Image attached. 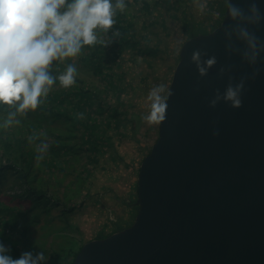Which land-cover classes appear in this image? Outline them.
Segmentation results:
<instances>
[{
    "label": "water",
    "instance_id": "obj_1",
    "mask_svg": "<svg viewBox=\"0 0 264 264\" xmlns=\"http://www.w3.org/2000/svg\"><path fill=\"white\" fill-rule=\"evenodd\" d=\"M220 25L181 47L158 139L140 165L134 222L86 242L73 264H264V60L253 77L225 52ZM197 48L217 56L205 77L190 63ZM221 64L234 65V83L248 77L240 107L209 103L227 83Z\"/></svg>",
    "mask_w": 264,
    "mask_h": 264
},
{
    "label": "trees",
    "instance_id": "obj_2",
    "mask_svg": "<svg viewBox=\"0 0 264 264\" xmlns=\"http://www.w3.org/2000/svg\"><path fill=\"white\" fill-rule=\"evenodd\" d=\"M127 2L135 6L139 14L130 11V7L124 12H117L114 28L119 29V36L113 38L107 46H86L85 53L75 59L79 65L98 75L103 86L93 89L85 84V79L78 77L77 83L69 88L53 87L37 110L19 117L21 124L0 129V242L10 248L13 258H18L28 249L32 252L36 249L28 238L35 225L48 227L55 236L60 235L58 229L70 226L68 219L81 208L82 202L78 199L90 194L85 191L90 188L94 171L101 166V161L111 166L118 158L116 151L122 145L117 137L125 132L120 131L116 136L115 128L131 129L129 131L132 133L129 134L137 140L135 122L124 110L126 107H123L133 104V101L127 100L130 87L123 80L126 75V70L122 68L126 62L123 54L135 48L146 56L166 52L157 45L147 43L148 36L140 34L143 28L148 27L144 13L151 12L154 6L166 10L173 8L177 11L174 16H184L186 9L179 6L180 0ZM182 26L185 40L198 33L195 24L186 23L185 18ZM201 29L200 32L208 33L204 28ZM59 70H64L63 64L59 65ZM7 111V108L0 110V119L6 117ZM112 129L113 134L110 132ZM41 141L47 142L49 149L42 160H37L36 149ZM69 176V183L65 185ZM135 183L138 198V176ZM104 210H101L102 216L106 213ZM98 218L101 219L100 216ZM57 219L63 224H56ZM103 219L98 231L86 242L105 238L127 227L118 220H110V217ZM67 238L58 246L53 244L47 249V242H42L41 246L45 248L50 264H73L86 243L78 246L75 238Z\"/></svg>",
    "mask_w": 264,
    "mask_h": 264
},
{
    "label": "clouds",
    "instance_id": "obj_3",
    "mask_svg": "<svg viewBox=\"0 0 264 264\" xmlns=\"http://www.w3.org/2000/svg\"><path fill=\"white\" fill-rule=\"evenodd\" d=\"M222 3L229 21L225 25V19L219 27L225 52L253 67L254 77L261 70L258 62L264 60V38L258 35L264 27V4L258 0L243 6L233 0ZM127 7V0H0V110L8 109L6 117L0 119V129L21 124L19 117L37 110L57 81L64 88L75 85L79 76L75 59L86 46H107L118 37L115 17ZM198 10L206 14L207 0H198ZM190 63L199 77H205L217 65V56L206 48H197L191 53ZM61 64L63 71L59 70ZM233 67L219 66L217 76H227V83L223 91L214 89L211 106L221 101L241 106L248 77L234 83L230 75ZM169 94L163 82L149 90L145 121L164 118ZM48 149V143L41 141L36 159L42 160ZM48 258L45 251H24L13 258L10 248L0 242V264H44Z\"/></svg>",
    "mask_w": 264,
    "mask_h": 264
},
{
    "label": "rangeland",
    "instance_id": "obj_4",
    "mask_svg": "<svg viewBox=\"0 0 264 264\" xmlns=\"http://www.w3.org/2000/svg\"><path fill=\"white\" fill-rule=\"evenodd\" d=\"M211 2H207V11L203 15L198 10V0H180L179 6L186 9L184 16L182 14L174 16L173 14L177 13V11L173 8L166 10V8L161 9L163 7L155 8L154 6L151 12L146 11L144 13V16L147 18L148 27L143 28L140 34L148 36L147 43L150 42L151 45H157L163 51L166 50V52L157 53L154 56H146L139 53L135 48L123 54V58L126 60L122 65V68L126 70L123 80L125 83L128 82L130 87L127 100L133 101L132 105H123V107H126L124 110L135 122L137 140L129 134L132 133V131H129L131 129H114L116 136L120 131L125 132L117 137L118 142L122 145L116 151L118 158L115 159V162L111 166L107 162L101 161L100 165L102 167L100 166L94 171L93 182L90 188L85 191H89L90 194L83 199L81 197L78 199V201L82 202L81 208L69 217V227L58 229L60 232L59 236L58 234L55 236L48 227H40V224L35 225L30 230L28 238L36 246L33 254L40 251H45L46 253L45 248H50L53 244L58 246L59 243L68 239V236L69 238H75L78 241V246H80L94 236L98 231L99 225L104 222V217H110V220L114 222L118 219L120 224H125L124 226H129L133 223L136 213L134 214L135 216L130 215L128 218L127 216L120 215L119 210L125 203L126 197H128L129 183L135 181L138 176L137 171L143 157L159 136L161 121V119H157L148 122L143 119V114L148 111L147 94L154 85L161 82L166 84L169 90L174 70L179 61L178 56L181 47L186 41V36L182 29L183 18H185L186 23L192 22L195 24L197 34H202L200 32L202 30L201 27L205 31L210 32L214 27L220 25L225 16L226 9L220 1L213 0ZM127 4L130 7V11L132 10L134 14H139L135 6H130L129 2ZM75 62L79 68L78 77L85 79V84L88 87L95 89L103 86L104 83L98 75H94L93 71L89 68L79 65L78 60ZM53 73L55 74L54 71ZM58 87L61 86L57 81L54 88ZM110 132L113 134V129ZM69 180L70 176L66 179L65 185L69 183ZM60 189L63 190V186ZM102 209L106 211L103 216L101 215ZM116 214L122 216L123 219L117 218L118 215ZM56 224L62 225L63 223L60 219H57ZM43 241L47 242L44 249L41 246ZM26 251L31 250L28 249ZM49 261L50 259L48 258L44 264H50Z\"/></svg>",
    "mask_w": 264,
    "mask_h": 264
},
{
    "label": "crops",
    "instance_id": "obj_5",
    "mask_svg": "<svg viewBox=\"0 0 264 264\" xmlns=\"http://www.w3.org/2000/svg\"><path fill=\"white\" fill-rule=\"evenodd\" d=\"M128 188H129L128 194H127L128 197H126L125 203L120 207L119 212H120V215H124V216H127L129 218L130 215L133 216L136 213V209L138 206L137 205V194H136V183H135V181L130 182ZM127 201L129 203H127ZM116 215H118V214H116ZM120 215H118L117 218L123 219L122 216H120Z\"/></svg>",
    "mask_w": 264,
    "mask_h": 264
}]
</instances>
